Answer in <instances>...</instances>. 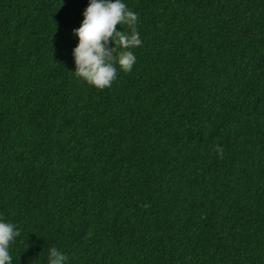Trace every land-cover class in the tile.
I'll list each match as a JSON object with an SVG mask.
<instances>
[{"label":"trees","instance_id":"obj_1","mask_svg":"<svg viewBox=\"0 0 264 264\" xmlns=\"http://www.w3.org/2000/svg\"><path fill=\"white\" fill-rule=\"evenodd\" d=\"M123 2L136 62L95 89L71 72L87 0H0L12 264L50 247L67 264H264V0Z\"/></svg>","mask_w":264,"mask_h":264},{"label":"clouds","instance_id":"obj_2","mask_svg":"<svg viewBox=\"0 0 264 264\" xmlns=\"http://www.w3.org/2000/svg\"><path fill=\"white\" fill-rule=\"evenodd\" d=\"M81 17L70 33L76 41L71 50V72L88 86L104 89L116 78L117 70L128 72L136 62L131 49L141 45L138 18L123 0H87ZM214 150L221 151L219 146ZM19 234L18 226L0 218V264H12L9 247ZM67 262V255L56 247L47 249L45 264Z\"/></svg>","mask_w":264,"mask_h":264}]
</instances>
